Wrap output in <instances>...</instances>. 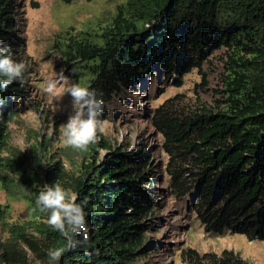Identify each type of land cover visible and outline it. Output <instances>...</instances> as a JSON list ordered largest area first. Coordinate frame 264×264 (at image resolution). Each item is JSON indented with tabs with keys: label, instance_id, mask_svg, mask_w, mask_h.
I'll return each instance as SVG.
<instances>
[{
	"label": "trees",
	"instance_id": "16d2710c",
	"mask_svg": "<svg viewBox=\"0 0 264 264\" xmlns=\"http://www.w3.org/2000/svg\"><path fill=\"white\" fill-rule=\"evenodd\" d=\"M20 14L19 0H0V43L23 60ZM53 51L73 83L102 99L98 124L108 119L115 97L140 87L152 71L172 78L219 53L222 71L211 103L173 96L149 123L164 139L170 195L190 199L203 230L264 240V0H124L106 23L56 35ZM28 77L26 70L23 83L0 89V185L8 188L7 170L17 174L30 212L28 219L8 221L0 205V264H29L30 257L35 264H150L160 247L151 233L162 224L152 153L115 147L96 132L81 159L63 166L60 153L68 145L52 149L42 138L30 150L40 173L28 170L24 153L4 154L8 124L28 108ZM52 184L86 201L89 235L87 245L69 248L58 261L48 251L65 238L36 205L38 193ZM179 256L182 264H249L228 249L186 248Z\"/></svg>",
	"mask_w": 264,
	"mask_h": 264
},
{
	"label": "rangeland",
	"instance_id": "374dc122",
	"mask_svg": "<svg viewBox=\"0 0 264 264\" xmlns=\"http://www.w3.org/2000/svg\"><path fill=\"white\" fill-rule=\"evenodd\" d=\"M123 1L74 0L64 3L61 0H19L25 39L23 60L29 72L30 100L27 101L28 108L8 124L5 155L15 154L17 152L13 149H17L25 154L22 157L25 168L40 173L30 150L32 144L39 148L38 142L42 138L49 139L52 149L56 144L59 148L68 145L66 153H60L63 166L67 165V159L79 161L81 154L89 150V145L80 150L64 142V122L74 109L71 97L63 94V89L68 83H73V79L71 70L53 51L55 36L66 31L76 34L97 23H106ZM221 71L219 53L209 56L200 68L172 78L152 71L140 87L115 97L106 110L108 119L97 126L96 132H101L113 146H126L128 150L143 148L145 152L152 153L151 164H157L160 196L156 201L161 204L162 224L157 232L151 233V238L160 243V247L150 264H182L179 255L186 248L217 253L228 249L238 253L249 264H264V240L248 241L244 235L228 231L206 233L195 217L190 199L178 201L170 195L164 168L168 159L162 147L164 139L149 123L153 110L173 96H181L179 101L188 104L211 103ZM50 81L55 82L52 89L47 87ZM98 153L100 158L105 151L98 149ZM38 161L43 168L47 167L48 163L40 154ZM5 174L9 179V189L0 185V205L4 206L8 221L28 219L29 207L20 196L19 176L9 170ZM29 262L35 264L31 257Z\"/></svg>",
	"mask_w": 264,
	"mask_h": 264
},
{
	"label": "clouds",
	"instance_id": "9594fccd",
	"mask_svg": "<svg viewBox=\"0 0 264 264\" xmlns=\"http://www.w3.org/2000/svg\"><path fill=\"white\" fill-rule=\"evenodd\" d=\"M26 64L15 58L11 46L0 43V89L7 88L13 81L23 83ZM54 81L47 84L52 89ZM71 97L74 111L68 116L63 126L64 142L76 149L85 150L89 144H94L98 125V114L102 110L103 101L94 89L68 83L63 94ZM77 202L75 193L69 195L60 184H52L40 191L36 197V205L41 211H46L47 223L64 238L63 246L52 248L48 256L52 261H58L69 248L85 246L89 242L88 224L84 203Z\"/></svg>",
	"mask_w": 264,
	"mask_h": 264
}]
</instances>
